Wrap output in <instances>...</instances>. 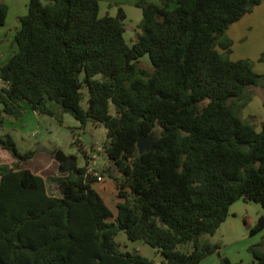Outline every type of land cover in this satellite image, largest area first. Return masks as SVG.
<instances>
[{"label":"trees","instance_id":"trees-1","mask_svg":"<svg viewBox=\"0 0 264 264\" xmlns=\"http://www.w3.org/2000/svg\"><path fill=\"white\" fill-rule=\"evenodd\" d=\"M261 1L140 0L132 42L122 6L102 16L100 0L29 1L17 50L0 66V127L23 115L24 101L52 113L50 100L83 131L90 120L103 124L104 171L120 200L114 213L94 186L99 180L88 174L81 137L74 144L87 163L61 162V173L49 177L59 187L53 194L43 175L20 165L37 149L22 152L11 133L0 135V148L16 159V166L0 162V264H155L118 247L121 229L156 247L166 264H198L212 253L219 264H264V235L248 247L252 263L203 240L239 199L264 207V121L258 131L240 112L251 88L264 86V73L251 58H232L228 34ZM7 14L0 0V24ZM151 134V147L141 151L138 142ZM263 229L261 215L250 233Z\"/></svg>","mask_w":264,"mask_h":264},{"label":"rangeland","instance_id":"rangeland-1","mask_svg":"<svg viewBox=\"0 0 264 264\" xmlns=\"http://www.w3.org/2000/svg\"><path fill=\"white\" fill-rule=\"evenodd\" d=\"M101 1H103V3L107 2L112 6L121 5L119 0ZM124 1L130 3L133 0ZM233 26L234 31L236 30L235 32L237 35L231 32ZM228 34L234 40L233 55L236 57L239 54V46L244 44L239 40V20L233 23L228 31ZM142 64L150 66L148 58L144 57L142 59ZM83 91L84 98L82 104L85 108H87L89 97L88 87H84ZM258 97L264 99V88L260 86L252 87L249 103L240 109V112L243 116L248 115L250 119L252 118L254 120L253 115L249 116V113H252L251 109L253 108L250 102ZM23 105H25L24 112L20 118L8 119L6 120L4 126L0 127V135H3L6 132L11 133L20 151L26 152L28 150L37 149L38 152L31 159L22 161L20 165L28 167L34 172L43 175L47 179L49 191L51 193L57 194L59 192L58 184L50 180L49 178L50 176L58 174V167L61 163L55 157V154L61 152L63 156L67 158V161L64 162L65 168H72L75 165H86L87 157L85 156L84 152L76 144H74V138H82L83 134L87 133L91 137V141H83V147L91 157H95L97 159L96 163L91 162L90 165L94 166L98 173L103 175V180L98 181L96 186L104 196L107 204L111 207L114 213H117V203L120 198L117 195L118 190L116 181L110 176L109 171H104V168H107L109 165V158L103 148L104 141L107 138V128L103 124H97L90 120L83 131L79 128V121L75 118L74 114L64 110L57 102L52 100L46 103V106L51 109L52 113H45L34 110L27 101H24ZM15 160L16 159L7 150L0 148V162H6L10 165L16 166L14 164ZM110 172L115 175H119L114 166H111ZM106 182H108V185H111L109 189H107L108 185L106 184ZM245 217H248V220H250L247 222L243 218L245 226L250 231V227L253 223V215L250 214L246 215ZM112 219L113 218H111L110 220ZM256 234H251V236H254ZM212 236L213 235L210 234H203V240H209L212 238ZM232 238L233 239L230 240L231 243L227 244L225 250H223V243L221 241H218L219 243H221L222 254H227L229 256L231 255V252H236L237 254H239L240 245V247H242L243 249L242 255H244V247L247 244L246 240H248V238L242 237L241 239H239V235L236 237L233 236ZM115 239L117 241L118 247L123 251H128L133 254L140 253L141 255L153 259L155 264H166L164 262L162 254L156 247L151 246L142 239H129L126 231L123 229L119 230ZM226 251L228 253H226Z\"/></svg>","mask_w":264,"mask_h":264},{"label":"crops","instance_id":"crops-1","mask_svg":"<svg viewBox=\"0 0 264 264\" xmlns=\"http://www.w3.org/2000/svg\"><path fill=\"white\" fill-rule=\"evenodd\" d=\"M29 1L30 0H5V2L8 4V14L5 23L0 24V66L5 64L17 50V44L14 38L17 29L20 27L19 17L25 15L28 12ZM138 1L139 0H133L130 3H127L124 0H119L121 3L119 6H122L127 14L125 20L127 26L125 36L129 42H132L135 39L137 31L140 30L138 25L142 19V9L137 5ZM149 1L159 3L160 0ZM119 6H112L111 4H108L107 2L103 3V1L100 0V14L102 16L107 14L116 15L118 13ZM235 31L233 26L231 32L236 34ZM239 40L244 44L239 46V54L236 57H239V59L251 58L254 61L255 70L259 73H264V63L259 60L261 53L264 51V0L257 4L251 12L246 13L241 19H239ZM236 57L232 53V58L238 59ZM4 84L5 83L3 80L0 79V87ZM260 87L264 88V86ZM250 104H252L251 106L253 108L251 109L252 113H249V116L253 115L254 120L252 118L251 120L254 122L256 129L260 131L262 128V122L264 121V99L259 97L255 98L250 102ZM0 108H2L1 103ZM243 117L249 118L248 115H244ZM61 169L62 167L60 164L57 175L61 173ZM96 184L97 183H95L94 186L97 188ZM106 184L108 185V182H106ZM110 187L111 185H108L107 189ZM57 194H59V192ZM250 214L253 215L252 225H254L258 217L264 215L263 205L259 202L244 198L234 202L230 207V215L221 224L212 238L209 239L212 242L221 241L224 245L223 250H225L227 244L231 243L230 240L233 239V236L236 237L239 235V239L242 237L248 238V240H246L247 244L244 247V255H242L243 249L240 247V245L239 254L236 252H231V255H228L234 261L252 263L254 261V257L248 250V247L249 245L258 242L264 235L263 229L261 232H259V234L251 236L249 229L243 222V218L246 219L247 222L250 221L248 220V217H245L246 215ZM226 253L228 252L226 251ZM198 264H219V256L217 253L209 254Z\"/></svg>","mask_w":264,"mask_h":264},{"label":"water","instance_id":"water-1","mask_svg":"<svg viewBox=\"0 0 264 264\" xmlns=\"http://www.w3.org/2000/svg\"><path fill=\"white\" fill-rule=\"evenodd\" d=\"M82 139L85 142H90L91 141V137L87 134L84 133L82 136ZM152 141H153V135H148L144 138H142L139 142H138V147L140 148L141 151H143L144 149H149L152 145ZM55 157L60 161V162H66L67 158L63 156V154L61 152L55 154Z\"/></svg>","mask_w":264,"mask_h":264},{"label":"built area","instance_id":"built-area-1","mask_svg":"<svg viewBox=\"0 0 264 264\" xmlns=\"http://www.w3.org/2000/svg\"><path fill=\"white\" fill-rule=\"evenodd\" d=\"M91 162L96 163L97 162V159L95 157H91L90 158V162L88 164V170H87L88 171V174L91 173L93 175H96L98 177V180L99 181H102L103 180V176L98 173V171L96 170V168L94 166H91L90 165Z\"/></svg>","mask_w":264,"mask_h":264}]
</instances>
